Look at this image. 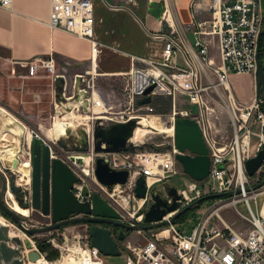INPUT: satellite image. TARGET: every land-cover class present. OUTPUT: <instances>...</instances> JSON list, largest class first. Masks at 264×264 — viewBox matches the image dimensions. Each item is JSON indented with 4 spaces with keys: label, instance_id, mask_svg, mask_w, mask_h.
Instances as JSON below:
<instances>
[{
    "label": "built area",
    "instance_id": "1",
    "mask_svg": "<svg viewBox=\"0 0 264 264\" xmlns=\"http://www.w3.org/2000/svg\"><path fill=\"white\" fill-rule=\"evenodd\" d=\"M10 1L0 0V5L8 6ZM156 1L161 3L159 17L164 25L148 31V35L151 41L161 43L160 53L157 56L127 53L130 67L122 73L126 76L122 88L123 107L116 108L109 95L95 82V77L100 75L96 70V56L104 44L94 33L93 0H50L47 24L87 38L93 53L90 69L72 73L68 72L69 61L56 63L50 54L33 56L23 62L33 72L44 70L50 76L52 88L58 85L55 102L58 111L72 103L71 109L87 122V150L77 151L57 142L59 150L44 139L50 147V157L61 158L76 175L72 191L78 201L90 202L92 192L96 191L120 213L116 220L130 224L143 222L156 184L162 183L164 187L165 180L175 173L189 177L187 188L177 189L178 207L162 216L161 220L165 222H158L148 229H135L144 234L142 242L121 246L117 238L118 225L96 222L110 228L124 253V264H264V196L256 211L250 204V199L264 194V157L253 174L249 175L245 167V160L264 148V98L257 94L255 85L256 47L258 35L264 28L263 0H190V20L187 22L178 20L172 0ZM127 2L137 4V0ZM212 45L215 54L211 52ZM261 63L264 71V61ZM232 74L252 76L253 91L249 101L236 96L230 83ZM153 83L155 85L148 93L151 101L138 104L137 99L145 96L144 90ZM160 85L165 90H160ZM161 94H169L172 101L169 112L157 113L173 127L168 134L169 149L144 150L137 142L132 151H94L96 124L109 126L112 122L130 118L138 121L141 116L138 109L145 107L152 111V101ZM178 95L182 96L181 104H178ZM184 101L195 105L196 110L184 105ZM217 106H221L228 116L230 134H218L220 128L213 117ZM177 116L194 119L201 129L208 149L209 168L200 180L185 172L175 157L178 149L174 145V120ZM30 132L27 157L31 162V139L39 134ZM59 137H56L57 141ZM80 139L75 136L73 144H80ZM99 155L107 156L111 168L126 170L124 182H115L108 187L97 179L94 168ZM9 165L0 159V171L6 179L7 189L5 170H13ZM139 176H143L145 185L143 196H137L135 191ZM197 183L206 184V188L197 187ZM23 194L24 201L30 202V189ZM210 194L218 197L203 211L189 233L182 232L170 220L180 208L189 203L195 205L201 197ZM163 195L171 201L167 191ZM240 200L245 202L248 213L236 207ZM227 207L233 209L239 221H228L223 217L222 211ZM77 215L92 214H69L70 217ZM2 221L8 226L12 224L6 217ZM91 223L76 222L56 228L70 226L82 230L74 228L62 233V237L51 238V243L59 250L54 258H47L33 243L31 248L40 252L41 264H104V253L90 244L88 229ZM30 249L25 248L23 253Z\"/></svg>",
    "mask_w": 264,
    "mask_h": 264
},
{
    "label": "water",
    "instance_id": "2",
    "mask_svg": "<svg viewBox=\"0 0 264 264\" xmlns=\"http://www.w3.org/2000/svg\"><path fill=\"white\" fill-rule=\"evenodd\" d=\"M148 11L159 16L161 3L156 0L149 2ZM264 28L258 35L256 47V75L255 85L258 95L264 98V71L259 59V42ZM155 84L149 85L143 97L137 99L138 104H145L151 101L148 94ZM138 122L130 118L123 122H112L109 126L96 124L93 130V149L97 152L108 151H132L136 148V143L130 140ZM80 144H74L73 149L85 151L88 149L86 133L84 132ZM62 146L66 143L58 139ZM174 145L178 149L175 154L176 159L182 164L183 170L192 178L200 180L208 173L209 156L208 149L203 140L201 129L197 122L190 117L177 116L174 120ZM264 157V148L260 149L255 156L245 160V167L249 175L253 174L260 165ZM79 162V158H76ZM95 175L99 181L108 187L115 182H124L127 172L125 169H113L108 164V158L104 155L96 157ZM31 178H30V207L39 209L42 214L50 215L51 222L45 226L27 227L22 224L21 215L10 206L5 197L0 195V214L7 213L10 219L27 232H41L56 229L61 226L76 222H92L88 232L90 244L96 246L102 253L117 255L120 253L116 239L111 235L110 228L99 225L96 222H107L118 225V239L126 236V230L138 228L148 229L156 223L165 222L161 220L167 212L178 207L179 194L174 186L165 185V189L171 195V201L160 194L157 190L151 191L152 199L148 208L144 212L143 222L130 224L119 218L120 213L107 203L96 191L92 192L90 202L78 201L73 195L72 186L76 180V175L71 168L59 157H50V147L41 135H34L31 139ZM261 182H259L260 184ZM10 188L14 193L18 191L16 184L12 183ZM135 191L137 196L145 194L143 176L136 180ZM214 194L201 197H213ZM22 199V198H21ZM23 201V200H22ZM25 204V202H23ZM27 206V205H26ZM189 203L177 210L170 220L174 221L177 215L191 207ZM91 213L92 215L69 216L70 213ZM10 241L12 244H8ZM32 243L26 239L22 240L18 234L10 235L8 224L0 220V264H23V260H36L40 257L36 249H32ZM25 248H31L23 253Z\"/></svg>",
    "mask_w": 264,
    "mask_h": 264
},
{
    "label": "rangeland",
    "instance_id": "3",
    "mask_svg": "<svg viewBox=\"0 0 264 264\" xmlns=\"http://www.w3.org/2000/svg\"><path fill=\"white\" fill-rule=\"evenodd\" d=\"M215 51L216 49L212 45L211 52L215 54ZM261 60L264 61V57H262ZM56 63L59 62L56 60ZM90 65V61L85 64H78V66L75 65V68H68V72L72 73L74 71H84L85 69H90ZM13 69L15 71L14 74L9 76L10 78H12V83L9 85L11 91L6 98H4L3 95H0V127L2 125L8 126L4 128H12L13 130L20 132L18 135L14 136V138L19 139V141L13 143L18 145L20 148L18 158L20 160L28 158L27 150L28 140L31 134L30 131H32V133L36 132L37 134L41 135L46 141L51 143L52 146H55L59 150L60 147L56 140V137L58 136H60L59 139L66 143L68 147L73 146V143L75 141V137L73 136V134H75L73 132L74 127L72 125H69L66 127L70 129H65L61 125V123L63 125H68V120H72L78 115L71 109V107L68 106L67 108L63 109L64 116L61 117L63 115V111H58V107H55L56 90L58 85L52 88L50 84V76L47 75L42 69H38L36 72L31 71L28 66L23 67L22 70H20L21 68ZM128 69L124 71L107 73L100 71L99 67H96V70L100 72V75H97L95 77V82L103 92L109 94V97L115 103L116 108L123 107L124 94L122 88L126 76L122 75V73L126 72ZM19 71H21V73ZM230 81L232 89L235 92L236 96L239 99L241 98L240 96H242L243 98L245 97L249 101L253 91L251 77L243 74H232L230 75ZM158 88H160V90H165V87L161 85ZM181 99L182 96L178 95V104L182 103ZM183 103L184 105L191 107L193 111L196 110L195 105H191L187 101H184ZM171 104L172 101L169 94L156 95L154 100L152 101V111L146 109L145 107H141L138 109V113H140L141 115L139 119H148L153 116H158L157 113H167L171 108ZM213 117L214 120H216L217 126L220 128L218 134H230L228 116L221 106H217L215 108ZM60 119H63L64 122H61ZM4 128L0 129V135L6 132ZM67 134L69 135L67 136ZM5 136L6 134L0 136V142H8L7 140H4V138H6ZM254 140L255 138L253 137L252 141ZM141 141H143V143H140ZM134 142H139L137 144H140V148L144 150H167L170 148V136L168 134H166L165 132H156V130L144 127L141 131V137L135 138ZM58 154L60 153L58 152ZM9 156L10 155H8V157ZM8 159L11 160L12 157L10 156ZM3 162L5 164H9V161ZM10 166L11 168L13 167L11 164ZM177 166L180 165L177 163ZM5 173L8 177L9 188L7 189L6 179L4 178L3 172L0 171V195L2 197H5L10 206L20 213L22 224L27 227H40L50 223V215L42 214L39 209L30 207V203L28 202V200L24 201L23 193L27 192L28 189H30V183H25L23 180H19L17 172L14 170L6 169ZM188 181L189 177L185 174L175 173L168 177L165 180V183L180 190L183 188H187ZM12 183L16 184L19 188L18 194L22 197L23 202H25L24 205L18 202L15 193L10 188V185ZM197 187L203 189L206 188V184L197 183ZM153 188L159 191V193L162 195L166 191L165 186L163 187L162 183L156 184ZM263 196L264 194L262 193L258 194L255 199H250V204L254 211H256V208L260 206ZM217 197L218 196L203 198L195 205H192L191 207L186 209V211L174 221L177 228L184 233H189L194 225L201 219L203 211H205ZM236 207L241 212L248 213V208L243 200L236 202ZM222 213L223 217L228 221L238 220L237 215L234 213L231 207L225 208ZM7 219L11 220L10 218ZM11 222V225L14 228H12V233L15 232L16 234H20L23 241L28 239L37 248L36 240H45L50 243L51 247L56 249L58 253V248L51 243L50 239L62 237V233L66 234L74 228H79L69 226L66 227V229H51L48 231L32 232L33 234H30L29 232L18 226L13 220H11ZM80 230L82 229L79 228V231ZM119 240V244L121 246H124V244H127L128 242H142L144 240V234L138 233L135 229L126 230V236L123 239ZM124 262L125 256L122 251H120V253L117 255L104 254V264H124Z\"/></svg>",
    "mask_w": 264,
    "mask_h": 264
},
{
    "label": "crops",
    "instance_id": "4",
    "mask_svg": "<svg viewBox=\"0 0 264 264\" xmlns=\"http://www.w3.org/2000/svg\"><path fill=\"white\" fill-rule=\"evenodd\" d=\"M172 1L178 20L189 21L190 0ZM93 2L94 33L104 44L96 56V67H99L100 71L109 73L128 69L130 61L127 53L141 56L159 55L161 43L156 40L151 41L148 31L160 29L164 22L159 16L148 11L147 0H137L136 5L127 0H93ZM49 10L50 0H11L8 6L0 5V95L4 98L11 91L9 85L12 83V78L9 76L14 74L13 68L22 70L26 67L23 62L33 56L50 54L59 63L69 61V68L90 61L92 51L89 40L59 27H50L47 24ZM250 77L252 79V76ZM240 97V100L248 101L245 97ZM71 104H65L63 109L71 107ZM60 121L64 122L63 119ZM67 123L68 125L64 124V126L74 127V137L83 135L87 127L86 119L80 116L68 120ZM4 127L8 126L2 125L0 129ZM4 129L6 132L0 135L6 134L4 140L8 143L19 141L14 138L20 133L19 131L12 128ZM2 143L5 142H0ZM3 217L1 215L0 220H3ZM12 228L9 224L10 235L16 234L10 233ZM8 244L12 243L8 241ZM28 261L30 260H23V264Z\"/></svg>",
    "mask_w": 264,
    "mask_h": 264
},
{
    "label": "bare ground",
    "instance_id": "5",
    "mask_svg": "<svg viewBox=\"0 0 264 264\" xmlns=\"http://www.w3.org/2000/svg\"><path fill=\"white\" fill-rule=\"evenodd\" d=\"M164 118L160 117L158 115V116L150 117L148 119H144V118H142L141 120L139 119L137 121L138 124H137L133 134L130 137V140L132 142H134L135 138L141 137V131H142L143 127L144 128H149V129H153V127H154V128H156V132H165L166 134L171 133L172 130H173V127H172L171 124H169L168 120H165ZM61 125L65 129L68 128V127L64 126L62 123H61ZM68 129H70V128H68ZM134 136H136V137H134ZM30 137H31V134H30ZM79 137L81 138L82 135H79ZM134 143H137V142H134ZM19 152H20V148L16 144L8 143V142L0 144V158L3 161H9L8 163L13 166L12 169L17 172L19 180H23L25 183H30L31 162H30L29 158L24 159V160H20L18 158ZM8 155H10L12 157L11 160L8 159L10 157V156L8 157ZM82 159H84V158L82 157ZM10 233L12 234V229L10 230ZM18 235L21 237L20 234H18ZM32 249H35V248H32ZM39 254H40V252H39ZM42 262H43V258H42L41 254H40L39 258H37L36 260H30L26 264H30V263H32V264H41Z\"/></svg>",
    "mask_w": 264,
    "mask_h": 264
},
{
    "label": "trees",
    "instance_id": "6",
    "mask_svg": "<svg viewBox=\"0 0 264 264\" xmlns=\"http://www.w3.org/2000/svg\"><path fill=\"white\" fill-rule=\"evenodd\" d=\"M258 55H259V59L260 60L264 56V34H262L261 37H260ZM159 109H162V108H159ZM159 111H163V110H159ZM15 196L17 197L18 202L20 204L24 205V203H23V201L21 199L22 197L18 194V191L15 193ZM184 212H182V213H184ZM182 213L177 215L176 218L181 216ZM2 215H4L6 218H10V216L7 213H5V212H2ZM175 219H174V221H175ZM29 233L33 234L32 232H29ZM36 246L41 252L46 254L45 256L47 258H54L55 256L58 255V251L56 249H54L53 247H51L50 243H48L45 240H36Z\"/></svg>",
    "mask_w": 264,
    "mask_h": 264
}]
</instances>
